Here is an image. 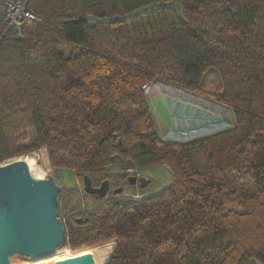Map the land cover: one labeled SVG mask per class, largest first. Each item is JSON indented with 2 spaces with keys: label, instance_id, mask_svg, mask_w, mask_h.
Returning a JSON list of instances; mask_svg holds the SVG:
<instances>
[{
  "label": "trees",
  "instance_id": "obj_1",
  "mask_svg": "<svg viewBox=\"0 0 264 264\" xmlns=\"http://www.w3.org/2000/svg\"><path fill=\"white\" fill-rule=\"evenodd\" d=\"M29 6L21 36L0 20V165L46 148L54 168L111 185L104 197L62 187L64 244L95 257L92 247L117 241L104 264H264V0ZM212 70L221 83L207 89ZM146 82L216 99L234 120L166 139ZM117 156L172 178L135 195L127 170H107Z\"/></svg>",
  "mask_w": 264,
  "mask_h": 264
},
{
  "label": "water",
  "instance_id": "obj_2",
  "mask_svg": "<svg viewBox=\"0 0 264 264\" xmlns=\"http://www.w3.org/2000/svg\"><path fill=\"white\" fill-rule=\"evenodd\" d=\"M132 184L141 188L150 177L129 175ZM84 190L104 197L110 180L94 185L88 174L83 175ZM60 185L53 175H32L28 162L18 158L0 165V264H12L14 253L31 257L51 253L64 244L66 230L59 213ZM123 191L119 186L115 194ZM50 264H93L88 255L69 256Z\"/></svg>",
  "mask_w": 264,
  "mask_h": 264
},
{
  "label": "rangeland",
  "instance_id": "obj_3",
  "mask_svg": "<svg viewBox=\"0 0 264 264\" xmlns=\"http://www.w3.org/2000/svg\"><path fill=\"white\" fill-rule=\"evenodd\" d=\"M213 83H221L220 75L216 70L210 71L205 78V86L207 89H213ZM147 98L151 111L154 115L156 130L162 137L166 139L170 138L167 136L168 129L175 126L176 120L181 125V118L183 121L188 119L192 122L203 121L213 117H219L220 120L224 119L229 120L230 122H233L234 120L233 110L230 106L221 103L216 99H208L200 94L193 93L188 89L176 87L169 83H153L150 92L147 93ZM25 157L32 159V167H29L32 175L40 177H48L49 175H53L61 189L64 186L74 185H78L81 190L83 189V179L77 175V172L75 170H69L65 168H54L51 165L48 153L44 148L22 155L15 159ZM107 170L111 173H122L127 170L130 175H144L153 178L154 181H152V183L150 182L147 186L143 187V190L146 192L156 191L161 187V185H164L163 183L169 182L172 178L171 172H169L165 166L157 165L153 167L140 168L119 156L115 157L113 161L108 164ZM131 192H134L135 195H140L142 191L139 189L138 184H136L133 188H131ZM124 193L130 192L125 190ZM91 204L92 201L90 199H84L83 208ZM62 215L63 216L61 217L66 220L67 215ZM116 242L117 241L112 240L107 243L92 247L94 248L95 257L92 250L85 249L78 252H73L65 245L64 248H60L59 250L57 248L51 253L41 254L36 257H31L23 253H16L13 256V259L15 261H31L32 263L43 264L45 261L46 263L52 262L50 260L52 257L62 259L70 254H72L70 256H81L86 254L89 255L91 253L93 256H90L92 260L94 259L95 264V260H98L100 264H104L111 256Z\"/></svg>",
  "mask_w": 264,
  "mask_h": 264
},
{
  "label": "built area",
  "instance_id": "obj_4",
  "mask_svg": "<svg viewBox=\"0 0 264 264\" xmlns=\"http://www.w3.org/2000/svg\"><path fill=\"white\" fill-rule=\"evenodd\" d=\"M29 2L30 0H0V20H4L8 23V30L14 28L18 36H21V30L25 22L29 18L34 17V12L29 6ZM152 86L153 83L151 82H146L142 85L146 94L150 92ZM180 123L181 125L176 120L175 126L168 129L167 136L170 137V139L190 140L204 134L230 127L232 124L229 120H220L219 117L193 122L188 119L183 121L181 118ZM44 149L46 151V148Z\"/></svg>",
  "mask_w": 264,
  "mask_h": 264
},
{
  "label": "bare ground",
  "instance_id": "obj_5",
  "mask_svg": "<svg viewBox=\"0 0 264 264\" xmlns=\"http://www.w3.org/2000/svg\"><path fill=\"white\" fill-rule=\"evenodd\" d=\"M22 159H25L27 162H28V165H29V167L31 166L32 167V159H30V158H28V157H25V158H22ZM37 177H40V176H37ZM65 247V244H62V245H60L59 247H58V250L60 249V248H64ZM66 249H68V248H66ZM16 253H14L12 256H11V263L12 264H36V263H32L31 261L30 262H28V261H15L14 259H13V256L15 255ZM70 255H72V254H70ZM70 255H68V256H65L64 258H66V257H69ZM61 258V257H60ZM52 262L53 261H55V260H58V258H56V257H52L51 259H50ZM51 263V262H50ZM50 263H46V261H45V263H43V264H50Z\"/></svg>",
  "mask_w": 264,
  "mask_h": 264
},
{
  "label": "flooded vegetation",
  "instance_id": "obj_6",
  "mask_svg": "<svg viewBox=\"0 0 264 264\" xmlns=\"http://www.w3.org/2000/svg\"><path fill=\"white\" fill-rule=\"evenodd\" d=\"M130 178H129V176H128V180H129ZM110 189H111V185H110Z\"/></svg>",
  "mask_w": 264,
  "mask_h": 264
}]
</instances>
